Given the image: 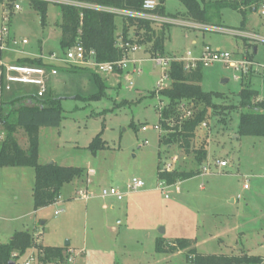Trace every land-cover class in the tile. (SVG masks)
<instances>
[{"label": "rangeland", "instance_id": "obj_1", "mask_svg": "<svg viewBox=\"0 0 264 264\" xmlns=\"http://www.w3.org/2000/svg\"><path fill=\"white\" fill-rule=\"evenodd\" d=\"M16 4L20 11L8 1L0 4V30L8 27L19 43L14 48L24 54L7 52L3 62L24 57L46 62L52 55L63 56L58 6L50 3L44 26L30 0H16ZM165 8L169 17L181 22L155 24L157 31L168 26L165 58L184 59L188 53L196 57L209 46L236 59L252 60L258 73L250 78L251 83L264 98L263 6L258 12H248L245 26L243 15L232 10L222 11L220 19L206 25L189 20L179 0H167ZM118 24L121 33L120 20ZM145 58L137 62L135 71L120 76L99 74L107 86L100 98L93 99L100 89L89 73L61 70L53 84L49 81L48 89L63 99V121L59 128L40 129L39 163L84 168L86 177L84 182L65 185L57 204L36 211L34 169L2 168L0 244H8L15 232L30 231L44 247L71 242L77 252L85 248L86 257L80 264H191L186 251L158 254V238L167 242L189 239L199 254L229 255L244 248L249 255L264 257V137L239 135L245 112L238 108L244 87L236 80L240 73L224 64L203 70L202 89L220 93L222 98L214 100L217 109L207 107L206 126L197 130L192 151L187 153L177 146L160 145L156 126L160 124V104L166 107L168 100L159 97L158 88L166 75L153 59ZM71 67L59 65L57 69ZM128 75H132L131 81ZM164 83L170 86L169 80ZM1 90L4 99L15 91L37 93V88L23 85H14L7 92L0 83ZM179 106L184 121L206 108L187 101ZM100 134L107 149L93 154L87 148ZM16 137L23 147L28 146L23 130ZM202 149L207 151V159L200 162L197 151ZM223 160L228 162L226 168L217 165ZM169 164H173L172 170L198 171L201 176L172 188L161 186L159 166L164 169ZM132 178L142 179L145 187L127 193L122 201L101 196L103 189L111 187L125 192ZM78 190H87L93 198L80 199Z\"/></svg>", "mask_w": 264, "mask_h": 264}, {"label": "trees", "instance_id": "obj_2", "mask_svg": "<svg viewBox=\"0 0 264 264\" xmlns=\"http://www.w3.org/2000/svg\"><path fill=\"white\" fill-rule=\"evenodd\" d=\"M6 1L10 5L16 0H0V4ZM38 11L42 25L47 24L48 7L51 2L46 0H30ZM80 4L94 5L103 8L115 9L127 12H143L145 0H66ZM166 1L159 0L160 5L156 14L170 16L166 13ZM187 11V17L198 23L212 25L216 18L221 16L224 10H232L244 17L243 26L247 22L249 11L258 12L264 6V0H179ZM60 10L62 31L61 46L63 54L81 45L87 53H95V61L98 63L118 62L126 55V50L120 48L119 41L139 45L150 59L164 56L165 41L168 26L157 31L151 21L132 17H120L117 14L85 8L75 5L56 4ZM220 19V18H219ZM118 20L122 23L119 33ZM249 60V59H248ZM252 61V60H251ZM14 64H22L32 67H47L48 64L42 58L24 57L16 60ZM59 70V68H58ZM72 73L86 72L91 74L100 92L94 98H100L107 86L98 73L90 68L71 67ZM202 65L196 69L187 71L184 63L173 61L168 71L170 86L159 93V97L168 100V104L161 111L160 124L166 134L160 135V145L168 148L177 146L178 149L190 153L197 130L206 122L208 117L207 107L217 109L215 99L222 98V94L205 92L202 89L203 80ZM0 72L4 67L0 64ZM117 74H123L117 71ZM242 79L243 88L239 93L238 108L242 112L239 125V135L245 137H264V102H260V92L253 87L251 77ZM1 86L5 87L4 75L0 77ZM14 87V86H13ZM12 87V89H13ZM7 91V92H12ZM3 90V89H2ZM0 92V170L5 167L32 168L35 171V186L33 189V201L36 211L50 207L59 202L65 185L74 181L84 182L86 170L77 167H62L57 164L42 165L39 163V132L42 128H59L63 121L62 98L56 97L50 89L44 97L36 94H25L15 91L9 99H4ZM193 102L195 105L204 104L206 108L198 111L195 117L183 120L181 102ZM232 109V108H231ZM23 130L28 140V146L23 147L16 135ZM98 135L87 150L93 154L107 149V143ZM200 162L207 159V151H197ZM165 168V167H164ZM198 171L158 169V181L172 187L200 176ZM194 243L189 239H177L167 242L164 238L156 240V252L158 254H174L186 251L188 261L191 264H264V258L252 256L246 252L231 255L199 254L193 248ZM69 246L44 247L37 243V239L30 231L17 232L8 244H0V264H20L32 250L37 253L38 262L41 264H66L68 260Z\"/></svg>", "mask_w": 264, "mask_h": 264}, {"label": "built area", "instance_id": "obj_3", "mask_svg": "<svg viewBox=\"0 0 264 264\" xmlns=\"http://www.w3.org/2000/svg\"><path fill=\"white\" fill-rule=\"evenodd\" d=\"M55 4H66V5H75L81 6L85 8H91L99 11L109 12L113 14H117L120 17H132L136 19H143L147 21H151L154 24H163V25H174L175 23L181 24V22L177 19L171 17H165L157 15L155 12L158 9L160 2L159 0H145L143 5V12H127L120 11L115 9L103 8L94 5H86L80 4L77 2H71L66 0H46ZM14 9L16 11L21 10V6L18 4H14ZM264 10V6H263ZM264 15V11L262 12ZM229 33H233L237 36H241L234 31H225ZM243 37H248L247 35H242ZM23 44H27V41L24 40ZM19 43L14 40L11 36L10 30L8 27H3L0 30V64L4 67V72H0V77L4 75L5 78V87L7 91H11L14 85H23V86H33L37 88L38 97L42 98L46 94L48 90V83L50 77H57L59 75V71L57 67L59 65L63 66H75V67H84L90 68L94 70L98 74H117V71L122 72H130L136 70V65L138 60L135 59V55L143 50L139 45H132L130 43H124L122 39L119 41L120 48L126 50L125 57L118 62H108V63H98L95 61V53L92 51L87 53V51L81 46L77 45L69 50H67L63 56L59 57L56 55H52L51 57L46 59L48 64L47 67H32V66H23L18 64H5L3 62V54L7 52H19L18 49H15L14 46H17ZM19 46V45H18ZM155 63L161 67L166 75L164 79L159 84V92L168 88V85L164 83V80H169L168 71L170 69L171 63L173 61L184 63L185 69L187 71L196 69L198 66L202 65V67L208 68L214 64H224L234 68L238 73H240L239 77H236V80L242 81L244 77L250 76L251 74L255 75L258 73V69H255L257 65L247 58L236 59L234 55H231L228 52H222L220 50H214L211 47L207 46L202 51L199 57H194L192 53H188L187 58L177 59V58H165L162 56L156 57L153 59ZM264 79V71L261 74ZM132 79V78H131ZM129 79V81H131ZM132 83V82H131ZM260 102H264V98H259ZM163 105L160 104V117L161 111L163 109ZM206 126V124H203ZM156 129L163 134L164 129L162 124L156 126ZM143 131H146L147 128L143 127ZM176 160H174V163ZM172 165L169 164L165 166V170L172 171ZM217 165L221 168H226L228 166L227 161H219ZM205 171H208V168H204ZM94 173L93 171L91 172ZM161 186H168L165 183H160ZM145 187V183L142 179L132 178L126 184L125 192L121 191L118 188L111 187L108 189L102 190L103 198H111L117 201H122L127 193H136L142 190ZM247 188V187H246ZM80 199L89 200L91 195L88 194L87 190H79L77 192ZM168 197V195H166ZM60 200V199H59ZM59 212H56L58 215ZM68 260L66 264H74L75 263V251L68 250ZM20 264H41L38 262L37 253L35 250H32L26 257H24Z\"/></svg>", "mask_w": 264, "mask_h": 264}, {"label": "crops", "instance_id": "obj_4", "mask_svg": "<svg viewBox=\"0 0 264 264\" xmlns=\"http://www.w3.org/2000/svg\"><path fill=\"white\" fill-rule=\"evenodd\" d=\"M204 50V48H202L201 50H200V52H199V55L198 56H196V57H199L200 55H201V53H202V51ZM16 53H18V52H16ZM20 54H24V52L22 51H20L19 52ZM142 54L144 55V56H142ZM137 55V60L139 61V60H141V61H143V60H145L146 58H145V56H146V54H145V52H144V50H142V51H140L139 53H137L136 54ZM7 57V53H5V54H3V60L5 59ZM171 58H174V57H171ZM19 59V58H18ZM18 59H13V61L11 62V63H9V64H12L13 62H15L16 60H18ZM118 76H120L119 74H117ZM60 77V73H59V75L57 76V77H50V82L53 84L54 82H53V80L52 79H56V78H59ZM132 78V75H128L127 76V79L129 80V79H131ZM264 80V79H263ZM223 161H226V160H223ZM89 175H90V173H89ZM201 176V175H200ZM176 186V185H175ZM172 187H174V186H172ZM171 187V188H172ZM170 188V187H169ZM245 188H246V186H245ZM79 191V190H78ZM77 191V192H78ZM93 197L91 196V198L89 199V200H87V201H90L91 199H92ZM61 199V198H60ZM60 201V200H59ZM112 205H113V203H112ZM46 222H43V224L42 225H44ZM15 233H17V232H15ZM14 235V234H13ZM13 237V236H12ZM10 240H11V238H10ZM37 243L38 244H40V242H39V240H37ZM70 244V248H69V250H72V251H75V254H77L78 256H76L75 257V263L74 264H80V262L81 261H83V260H85V257H86V250H85V248L84 249H82V250H80L81 252H77L75 249H73L72 247H71V242H69ZM59 247H62V246H59ZM242 252H246L247 253V251L244 249V248H236L235 249V252H233L232 254H239V253H242ZM248 254V253H247ZM229 255H231V254H229ZM264 258V257H263ZM78 260H80L79 262H78Z\"/></svg>", "mask_w": 264, "mask_h": 264}, {"label": "water", "instance_id": "obj_5", "mask_svg": "<svg viewBox=\"0 0 264 264\" xmlns=\"http://www.w3.org/2000/svg\"><path fill=\"white\" fill-rule=\"evenodd\" d=\"M54 163H52L51 165H53ZM160 232L163 234L165 233V230L164 229H160ZM69 242L66 244V246H69ZM10 264H15L14 262H11Z\"/></svg>", "mask_w": 264, "mask_h": 264}]
</instances>
